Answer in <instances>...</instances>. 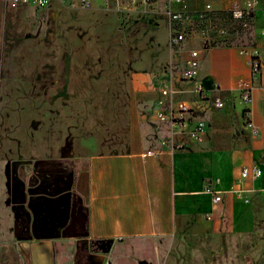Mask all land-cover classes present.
Returning a JSON list of instances; mask_svg holds the SVG:
<instances>
[{
	"label": "rangeland",
	"instance_id": "1",
	"mask_svg": "<svg viewBox=\"0 0 264 264\" xmlns=\"http://www.w3.org/2000/svg\"><path fill=\"white\" fill-rule=\"evenodd\" d=\"M81 1L27 0L9 4L3 14L0 246L9 254L45 237L62 245L64 257H71L69 248H81L86 208L72 187L71 158L124 146L134 71L168 67L175 63L172 52L185 47L250 46L257 20L264 23V10L257 20L254 10L234 18L229 4L222 9L217 0H186L184 39L173 47L167 0ZM206 2L213 9L206 10ZM245 245L253 264H264V203ZM221 249L215 238H134L108 253L119 264H212ZM195 251L202 260L193 259ZM79 253L84 260L89 251Z\"/></svg>",
	"mask_w": 264,
	"mask_h": 264
},
{
	"label": "crops",
	"instance_id": "2",
	"mask_svg": "<svg viewBox=\"0 0 264 264\" xmlns=\"http://www.w3.org/2000/svg\"><path fill=\"white\" fill-rule=\"evenodd\" d=\"M235 1L245 0L212 2L223 9ZM9 4L0 0V43ZM263 5L260 0L254 9L256 20ZM249 45L262 56L257 74L251 71L249 56L240 51L244 45L212 44L198 50L197 78L208 89L209 99L199 98L194 81L181 77L190 47L172 52L175 63L168 67L134 71L124 146L79 152L71 158L72 187L86 208L81 248H69L71 257H64L57 240L32 239L26 251L15 255L0 246V264H104L109 260L119 264L115 254L91 250L98 238H112L111 248L116 249L134 238L170 243L189 239L207 243L215 238L222 249L213 254L212 264H253L245 238L257 228L264 203V23L257 20ZM214 83L220 84L219 90L213 89ZM247 85L252 86L251 98L245 102L242 92ZM217 95L224 106H215L212 98ZM160 100H185L194 108L206 123L201 139L173 130L167 120L150 117ZM164 137L182 141L184 147L170 151L160 143ZM146 150L155 153L144 155ZM254 165L261 168L260 174L254 175ZM208 183L220 200L205 189ZM87 250V259L82 260L79 252ZM202 256L195 251L193 259Z\"/></svg>",
	"mask_w": 264,
	"mask_h": 264
},
{
	"label": "built area",
	"instance_id": "3",
	"mask_svg": "<svg viewBox=\"0 0 264 264\" xmlns=\"http://www.w3.org/2000/svg\"><path fill=\"white\" fill-rule=\"evenodd\" d=\"M9 2L10 5L15 6L18 2H24L27 0H5ZM41 4H45L48 0H38ZM147 2L148 0H141ZM264 1V0H263ZM75 1H73L74 3ZM76 4V3H74ZM86 5L85 0L79 2V5ZM260 0H245L244 3L235 1L230 7L229 12L234 18H242L244 14L258 8ZM205 9L211 10L212 4L209 2L205 3ZM189 10L186 7V0H167L166 1V13L169 17V41L171 46H179L184 39V32L181 28L180 22L188 14ZM188 56L185 59L184 67L181 68V77L185 80H192L195 83V92L201 99H209L210 95L208 89L204 87L203 83L197 78L200 70L199 62V51L195 48H188ZM242 53L249 56V64L253 74H257L262 68V56L260 50L253 46H244L240 50ZM251 85H247L245 90L242 92V100L248 102L251 98L250 89ZM173 92L172 88H169ZM213 89L219 90L220 84L214 83ZM213 102L215 106H224V101L220 96H214ZM150 117L154 119L167 120L171 128L179 133H185L190 138L195 140H200L202 134L205 131L206 123L198 118L196 110L192 108L185 100H171L165 101L160 100L159 105L154 111L149 114ZM161 145L170 150L174 151L176 149H182L184 143L179 140H175L173 137H164L160 140ZM154 150H146L144 155L153 154ZM254 175L261 173V168L254 165L253 168ZM247 170L244 168L242 175L245 176ZM207 191L212 192L214 200H220V194L215 191L212 186L208 183L205 185ZM106 264H109L106 262Z\"/></svg>",
	"mask_w": 264,
	"mask_h": 264
},
{
	"label": "water",
	"instance_id": "4",
	"mask_svg": "<svg viewBox=\"0 0 264 264\" xmlns=\"http://www.w3.org/2000/svg\"><path fill=\"white\" fill-rule=\"evenodd\" d=\"M112 242V238H98L93 241V244L97 249L107 252L110 250Z\"/></svg>",
	"mask_w": 264,
	"mask_h": 264
},
{
	"label": "trees",
	"instance_id": "5",
	"mask_svg": "<svg viewBox=\"0 0 264 264\" xmlns=\"http://www.w3.org/2000/svg\"><path fill=\"white\" fill-rule=\"evenodd\" d=\"M93 249H95V246H93Z\"/></svg>",
	"mask_w": 264,
	"mask_h": 264
}]
</instances>
